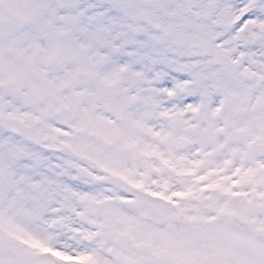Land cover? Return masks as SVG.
<instances>
[{
    "label": "snow or ice",
    "instance_id": "6c2138e0",
    "mask_svg": "<svg viewBox=\"0 0 264 264\" xmlns=\"http://www.w3.org/2000/svg\"><path fill=\"white\" fill-rule=\"evenodd\" d=\"M0 264H264V0H0Z\"/></svg>",
    "mask_w": 264,
    "mask_h": 264
}]
</instances>
